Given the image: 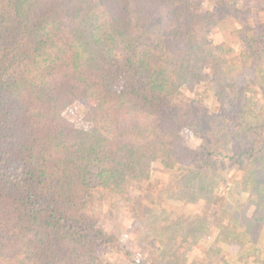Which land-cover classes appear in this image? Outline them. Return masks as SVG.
<instances>
[{
  "label": "trees",
  "instance_id": "16d2710c",
  "mask_svg": "<svg viewBox=\"0 0 264 264\" xmlns=\"http://www.w3.org/2000/svg\"><path fill=\"white\" fill-rule=\"evenodd\" d=\"M251 13L233 0H0V264H118L101 250L188 264L194 248L197 264H264V18ZM224 16L240 48L212 42ZM80 100L94 105L84 126L67 116ZM105 205L148 211L159 255L133 260L100 224ZM206 228L236 246L231 261Z\"/></svg>",
  "mask_w": 264,
  "mask_h": 264
},
{
  "label": "rangeland",
  "instance_id": "374dc122",
  "mask_svg": "<svg viewBox=\"0 0 264 264\" xmlns=\"http://www.w3.org/2000/svg\"><path fill=\"white\" fill-rule=\"evenodd\" d=\"M206 6L211 7L214 4V0H202ZM238 2L239 4L251 6L252 13L251 17L253 21L259 22L263 20L264 18V11L262 10L264 5V0H233ZM238 24L234 20H232L229 16L221 17L218 21L216 26L213 28L211 32V40L212 42L218 43L224 39H232L233 42H235L236 49L240 48L242 46V43L237 40L236 38H233L232 36V27L234 25ZM83 108H86L88 110H91L94 108V105L86 100H80L75 106L71 107L68 112L67 116L73 120L78 126H84L85 123L82 120V110ZM185 140L186 142L191 146H196L198 144V139L194 137L189 132H185ZM152 170H153V178L155 180H159L160 182H165L168 180L169 176L168 174L163 170L162 166L158 162H154L152 164ZM237 187H234L233 189L236 191ZM131 197V195H130ZM183 207L185 211L181 208ZM167 208L172 213H175L177 217H180L181 215L185 214L183 217V222H194V219H191L192 217L186 213V211L190 208L188 206L184 205H167ZM145 212V211H144ZM141 211H128L126 208H120V207H108L107 205L103 206L102 208H99L96 210V214L98 216L100 224L106 226L107 229L115 232L119 238L120 244H125L127 247H129L133 254L132 259L133 260H142L144 258H151L153 255H159V252L155 251V246H157V243L153 236L155 235L154 232V225L151 223H146L145 220L141 219L140 216L142 213ZM149 214L148 211L145 212ZM157 227V226H156ZM184 227V226H183ZM207 229V228H206ZM207 232H210L211 235H205ZM205 235V236H204ZM203 237L201 238L203 240H211L213 244H215L221 251H220V258L231 261V257H229V254L231 252H235L236 246L231 243L224 240H221V238L218 237L217 232L213 231L211 228L207 229L204 232ZM161 238H163V235H161ZM205 238V239H204ZM205 242V241H203ZM205 244V243H204ZM172 250L175 252L176 249L172 248ZM101 252H105L106 257L114 261L118 264H130V260L125 257L121 252H116L115 250L108 251V250H101ZM187 260L186 262L188 264L194 263L197 264L200 262V258L204 257L202 252L194 248L186 253ZM216 256L213 255V257L208 258V261L210 262L213 260ZM182 259V257H180ZM180 259V260H181ZM182 261V260H181ZM207 262V261H206ZM207 262V263H209Z\"/></svg>",
  "mask_w": 264,
  "mask_h": 264
}]
</instances>
